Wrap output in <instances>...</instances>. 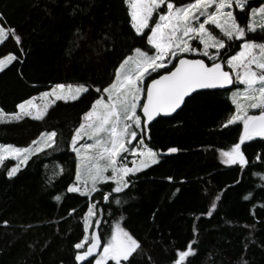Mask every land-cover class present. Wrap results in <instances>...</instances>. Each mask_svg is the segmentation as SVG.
<instances>
[{
  "label": "trees",
  "instance_id": "trees-1",
  "mask_svg": "<svg viewBox=\"0 0 264 264\" xmlns=\"http://www.w3.org/2000/svg\"><path fill=\"white\" fill-rule=\"evenodd\" d=\"M262 2L249 0L253 7ZM0 12L22 37L20 46L0 45V58L19 54L21 47L24 53L0 72V108L9 114L56 83L106 85L118 61L135 47L146 48L130 30L122 0H0ZM236 12L244 23L245 14ZM247 39L264 42V32L258 29ZM230 91L200 92L172 117L149 126L150 147L180 151L163 156L159 165L132 177L129 189L112 195L121 205L105 204L94 194L103 210L100 233L106 238L111 225L121 222L143 244L139 264L148 256L155 264H170L175 250L193 240L197 254L189 258L191 264H240L241 258L264 264V163L256 161L258 154L264 156V140L242 146L249 159L244 169L220 163V152L237 142L242 130L241 124L222 127L234 111ZM97 95L90 87L78 101H57L42 121L25 117L0 123V144L16 147L29 146L41 132L58 133L54 147L33 156L12 179L0 168V264H75L73 245L83 236L87 201L66 192L75 180L68 141ZM58 194L60 202L53 198Z\"/></svg>",
  "mask_w": 264,
  "mask_h": 264
},
{
  "label": "snow or ice",
  "instance_id": "snow-or-ice-1",
  "mask_svg": "<svg viewBox=\"0 0 264 264\" xmlns=\"http://www.w3.org/2000/svg\"><path fill=\"white\" fill-rule=\"evenodd\" d=\"M122 3L134 38L144 41L146 48L135 47L133 54L118 61L106 85L56 83L39 96L18 103L14 113L0 108V123L25 117L42 121L57 101H78L89 93L90 87L98 94L82 113L68 141L70 151L75 154V180L66 192L87 201L83 236L73 245L75 264H139L138 258L143 257L142 242L121 222L111 225L106 238L98 231L103 210L94 194L99 193L105 204L114 202L119 206L122 201L113 199V193L125 192L133 185L132 177L159 165L164 155L180 151L168 147L162 153L146 143L151 139L149 125L157 117L170 116L182 109L201 90H230L237 86L230 97L234 111L229 112L222 127L241 124L242 130L238 141L220 152V163L244 169L249 159L242 146L255 138L264 140V42L247 39L257 29L264 32V2L259 7L251 6L249 0H188L179 5L175 0H122ZM237 9L247 18L244 23L239 20ZM12 41L22 45L17 29L0 12V45ZM22 54L21 47L19 54L3 55L0 72ZM154 73L158 75L153 76ZM57 135L55 130L41 132L27 147L0 144V166L5 168L7 178L15 177L33 156L52 149ZM9 159L16 164L8 167L5 161ZM256 161L264 163V156L258 154ZM61 173L63 168L58 174ZM105 185L108 191L102 187ZM179 191L177 188L176 192ZM53 198L60 202L62 195ZM215 200L219 201L220 195ZM216 207L213 202L211 209ZM75 212L73 208L69 215ZM206 214L211 217L212 211ZM195 243L190 241L186 249L175 250L170 264H191L189 258L197 254ZM144 264L155 262L148 256ZM240 264L248 261L241 258Z\"/></svg>",
  "mask_w": 264,
  "mask_h": 264
},
{
  "label": "rangeland",
  "instance_id": "rangeland-1",
  "mask_svg": "<svg viewBox=\"0 0 264 264\" xmlns=\"http://www.w3.org/2000/svg\"><path fill=\"white\" fill-rule=\"evenodd\" d=\"M260 6V5H259ZM258 6V7H259ZM236 11H239L238 9L236 10ZM258 30V29H257ZM131 54H133V52L131 53ZM130 54V55H131ZM155 74H157V73H154L153 75H155ZM73 85H77V84H73ZM240 88H242L243 86H239ZM50 88L51 87H49V88H47L46 90H43V91H48V90H50ZM43 91H41V92H43ZM233 91H236V89H234V90H231L230 92H229V98L231 97V94H232V92ZM35 96H39V94H37V95H35ZM63 102V101H62ZM69 102H72V101H69ZM37 103H40V101L38 100L37 101ZM17 111V110H16ZM11 114V113H10ZM258 114V113H257ZM164 153H166V152H164ZM128 159H129V161L132 159V157L131 156H129L128 157ZM6 163H9V165H8V167H11V166H14L15 164H16V161L15 160H11V159H9V160H7V161H5V164ZM2 166H0V168H1ZM22 168H23V166H22ZM21 168V169H22ZM141 173H143V172H141ZM140 174V173H139ZM138 175V174H137ZM112 195H115V193H113ZM101 218V217H100ZM102 219V218H101ZM116 223V222H115ZM114 224V223H113ZM101 227V226H100ZM98 231L100 232V228L98 229Z\"/></svg>",
  "mask_w": 264,
  "mask_h": 264
},
{
  "label": "water",
  "instance_id": "water-1",
  "mask_svg": "<svg viewBox=\"0 0 264 264\" xmlns=\"http://www.w3.org/2000/svg\"><path fill=\"white\" fill-rule=\"evenodd\" d=\"M232 88V87H231ZM231 90V89H230ZM229 89H208V90H201V92H203V91H230ZM180 109H178L177 110V112L179 111ZM176 113V112H175ZM175 113H172L170 116H163V115H161V116H159V117H157L156 118V120L158 119V118H169V117H172ZM156 120H154V121H152L151 123H150V125L153 123V122H155ZM149 125V126H150ZM168 155H172V154H167V155H164V156H168Z\"/></svg>",
  "mask_w": 264,
  "mask_h": 264
}]
</instances>
